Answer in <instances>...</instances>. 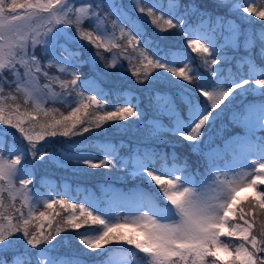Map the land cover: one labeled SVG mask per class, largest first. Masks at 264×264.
<instances>
[{"label": "snow or ice", "instance_id": "6c2138e0", "mask_svg": "<svg viewBox=\"0 0 264 264\" xmlns=\"http://www.w3.org/2000/svg\"><path fill=\"white\" fill-rule=\"evenodd\" d=\"M130 2L158 32L179 28L205 71L192 67L182 49L161 48L146 34L139 18L127 11L123 0H0V264H82L79 258L69 261L53 255L60 243L53 241L69 229L90 250L88 254L107 257L91 264H264V220L257 218L264 216V190L260 189L264 185V136L256 135L264 132V64L255 60L258 55L264 61V27L249 35L225 17L217 16L213 23L211 14L192 0L183 4V12L182 0H167V7L164 0ZM217 2L229 12L248 13L249 20L253 16L264 20V0ZM197 13L200 19L192 25L189 17ZM85 22L88 28L83 27ZM241 38L248 55L233 57L234 71L226 67L232 61L224 50H239ZM82 41L96 51L85 54ZM129 48L135 56L128 53ZM104 52L110 56L103 68L124 67L119 57L128 60L126 70L137 83L164 82L166 86L153 87L148 97L151 117L127 100L124 106L106 110L111 93H105L101 85L112 73L96 66L98 59L106 60ZM86 64L91 75L80 72ZM90 83L95 87L90 89ZM89 91L95 94L85 96ZM18 94L24 98V111L16 102ZM249 94L260 99L243 103ZM237 97L242 101L239 105L235 104ZM49 101L64 102L70 110L57 118V109L45 107ZM226 110L230 122L244 129L243 135L230 138L235 163H218L212 156L215 149L209 146L202 153L203 173L199 168L191 171L187 159L181 160L175 152L148 145L127 159L98 149L103 151L98 162L81 148L57 149L55 141L48 145V138L82 136L93 128L102 129L107 122L137 118L144 123L150 141L167 143L163 138L171 136L176 143L187 141L200 152L206 135L203 130L214 127ZM46 160L56 164L75 161L71 166L78 170L81 165L117 171L123 166L146 187L138 184L127 192H105L103 204L78 198L72 202L74 197L64 199L66 194L61 193H57L59 199L48 196L41 202L36 189L29 186L37 165ZM242 187L252 188L253 196L239 197ZM5 193L11 203L5 204ZM241 200L249 201L248 211L238 207ZM41 203L53 211L54 205L71 209L65 226L58 224L53 229L55 217L46 211L35 215ZM24 207L27 216L21 210ZM34 219L46 220L48 229L40 224L31 230ZM109 245L128 256H108L113 251Z\"/></svg>", "mask_w": 264, "mask_h": 264}, {"label": "trees", "instance_id": "16d2710c", "mask_svg": "<svg viewBox=\"0 0 264 264\" xmlns=\"http://www.w3.org/2000/svg\"><path fill=\"white\" fill-rule=\"evenodd\" d=\"M123 3L127 11L134 18H139L140 22L143 24V29L146 34L153 40L157 41L161 48L165 50L182 49V56L187 60L192 61V67H200L201 72L205 71V69L200 66V57L196 53H192L191 50L187 48V38L180 32L179 28L171 29L168 32H158V30L151 25L148 18L144 17L141 13L135 10L130 0H123ZM185 3H187V0H182L181 12L184 11L183 4ZM192 3L198 5L202 11L210 13L213 23H215L217 16L225 17L230 21H234L235 24L239 26L241 31H246L249 35L260 32L262 27H264V20H260L254 16L249 20L248 13H243L241 16L240 13L229 12L228 7L219 6L217 0H192ZM164 7H167V0H164ZM157 14L159 15V13ZM199 19V13L189 17V21L192 25H196ZM83 27L88 28V23L85 22ZM117 35H119L118 30ZM242 41L243 38H241V47L239 50L234 51L232 48H226L224 50L226 53V58L232 61V63L226 65V67H232L234 71L236 61L233 60V57L239 58L248 55V53H246L244 50ZM81 43L86 45V47L83 49L85 54L94 53L96 51L95 48L87 46L86 41H82ZM221 43H223L222 40ZM259 47L260 42L257 40L256 49ZM256 49H253V52H255ZM115 51L116 50H114V52ZM128 53L132 56H135V53L132 52L131 48L128 49ZM39 54V49H37V55ZM223 54L224 53H222V55ZM103 55L105 56L106 60L101 62L98 59L96 66L101 71L112 73L111 75L103 78V83L101 85L104 88L105 93H111V95H108L107 97L108 103L105 105L106 110L113 111V105L124 106L123 101L127 100L130 104L138 105L140 109L145 112L146 117H151L153 112L149 107L148 97L153 87L166 86L164 82H161L158 85L148 84L147 81H145L143 84L137 83L136 78L131 75V71L126 70L129 63L128 60H120L119 57L118 62L124 67H120L119 69L103 68L102 64L107 62V58L110 56V53L104 52ZM255 60L258 65L264 64V61H261L258 55L255 57ZM137 62L138 61L133 60V63ZM177 66L182 65L178 64ZM243 70L247 71V65L244 66ZM49 71L55 73V69H49ZM80 72L85 75H91L89 66L87 64L80 68ZM68 78L69 77H62V79ZM40 81L45 82L43 77L40 78ZM54 87L59 89L58 86ZM94 87L95 86L92 85V88ZM96 90L98 91L99 89ZM5 91H9L7 86H5ZM93 94H95V91H89L85 93V96ZM259 99V97L249 94L246 100H243V103L257 102ZM16 102L22 105L21 111H24V98L22 94H18V99ZM241 102V98L237 97L235 104L239 105ZM45 107L48 109H57L58 112H54L57 118H59L60 113L66 115L70 110L68 104L64 102L52 103L49 101ZM231 107L232 106L230 105V108ZM27 109L31 110L30 103L27 105ZM89 111H92V109H89ZM161 119L164 121V123H167L166 117H161ZM242 130L243 129L241 127L233 125L230 122L229 112L226 110L225 113L215 121L214 127L209 129L206 126V128L203 130L205 131L206 135L205 142L202 144L200 152L194 150L187 141L176 143V138L171 136H165L163 138L167 141V143L162 141H150L147 135V130L144 127V123L137 120V118H129V121L107 122L105 125H103L102 129L93 128L90 132L84 133L82 136L70 138L58 136L56 138H48V145H52L53 141H55V147L57 149L63 150L65 148L72 147L81 148L87 154H90L94 158H98L97 162L99 159L103 158V151L98 149L114 151L116 153L117 159H127L130 153L144 152L146 150L145 145H148L149 148L155 147L167 153L175 152L176 155L181 158V160L187 159L188 166L191 171H196V169L199 168L200 172L203 173L205 171V156L202 153L206 151L209 146L213 148L216 145H220L230 136L240 133ZM12 132H15V130H12ZM16 135H18V133ZM256 135L264 136V132L258 131ZM65 141L68 143L66 144ZM48 150L51 151V148H48ZM75 163V161H72L70 164H56L46 160L45 162L37 165L33 184L36 185L35 187L42 192H51V197L54 199L60 198L57 193L66 194L63 197L64 199L72 196L74 197L72 202H76L75 198L85 200L86 197H88L89 194L93 192V190L96 194L101 193L102 188H105L106 192H109V190L113 187H120L127 192L135 188L138 184L146 187V185L141 184V181L138 178H133L131 175H129V169H126L123 166H119L120 170L117 171L116 168L111 167L109 169H90L86 168L84 165H81L80 170H78L71 166ZM84 169H86V171ZM260 189L264 190V185L260 186ZM238 196L241 198L245 196L251 198L253 196V190L252 188H248L247 190L238 193ZM4 201L5 204L11 203L7 193L4 194ZM248 203L249 201L241 200V203L238 207H243L245 211H248ZM15 204L17 208H20L21 201L17 199ZM54 209L55 211H53V209H46L41 203L40 206L35 208V215L38 216L40 211H46L47 213H50L51 216L55 217V219L52 221L53 229H55L58 224L65 226L63 221L72 212V210L62 208L59 205H54ZM21 210L24 212L25 216H27L28 208L24 207ZM56 213H59V215H56ZM257 218L264 220V216H259ZM234 222L240 221L237 220ZM40 224H43L45 230L48 229V222L46 220L34 219L31 230L34 231L36 226ZM81 231H83V229H81ZM222 239L227 240L228 238L222 237ZM57 241L60 243L57 246V251L53 253L54 256L67 257L69 261H71L73 258H79L82 264H91L92 261H102L107 258L106 256L97 257L95 253L88 254L90 250H87L79 243V238L71 229L62 232L61 236L57 237L53 243L56 244ZM236 242L239 243L238 240ZM41 247H43V245ZM127 247L129 246H123V248ZM108 248L113 249L112 252L107 254L108 256H110L115 251H120L117 250V246L114 245H109Z\"/></svg>", "mask_w": 264, "mask_h": 264}, {"label": "rangeland", "instance_id": "374dc122", "mask_svg": "<svg viewBox=\"0 0 264 264\" xmlns=\"http://www.w3.org/2000/svg\"><path fill=\"white\" fill-rule=\"evenodd\" d=\"M40 83L43 84L45 82H41L40 81ZM89 87H90V89L92 88L91 83L89 84ZM55 91L59 92L60 90L55 88ZM239 134L243 135L244 134V129ZM233 136L234 135L230 136L227 140H225V141H229L228 144H225V142H223L222 144L216 145L215 147H213V149H215V151L212 152V156L217 159V162L218 163H221V164H227V163H230V162L235 163V161L233 159V156L231 154V148H232L233 145H232V142H231V139L230 138H232ZM133 153H135V152H133ZM252 158H255V157H252ZM244 170H248V169H244ZM17 186H18V182H17ZM35 186L36 185L33 184V185H30L29 187L30 188H33L34 187L36 189V191H37V193L39 195V198H40L41 202L43 200L47 199L48 196H51L52 195L51 192H48V193L42 192L39 189H37ZM141 187H144V186L141 185ZM248 188L249 187H242V188H240L239 193L242 192V191L247 190ZM117 190L126 192L123 188H120V187H113V188H111L109 190V192H111V191H117ZM101 191H102L101 193H97L96 194L95 191L93 190V192H91L89 194V196L86 197V199H91L94 203L103 204L104 201H103L102 198H103L104 193L106 192V189L105 188H102ZM98 198H100V199H98ZM112 206H115V205H112ZM117 210L118 211H121V212L123 211L122 209H117ZM221 255H223V253H221ZM110 256L111 257H114V258H119V257H122V256H128V253L123 252V251H115Z\"/></svg>", "mask_w": 264, "mask_h": 264}]
</instances>
